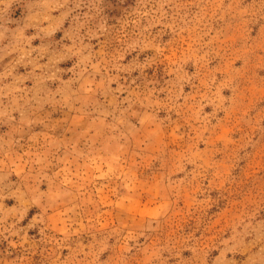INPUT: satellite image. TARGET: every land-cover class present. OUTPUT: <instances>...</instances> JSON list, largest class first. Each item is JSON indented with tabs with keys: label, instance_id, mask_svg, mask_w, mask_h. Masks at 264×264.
<instances>
[{
	"label": "rangeland",
	"instance_id": "rangeland-1",
	"mask_svg": "<svg viewBox=\"0 0 264 264\" xmlns=\"http://www.w3.org/2000/svg\"><path fill=\"white\" fill-rule=\"evenodd\" d=\"M0 264H264V0H0Z\"/></svg>",
	"mask_w": 264,
	"mask_h": 264
}]
</instances>
